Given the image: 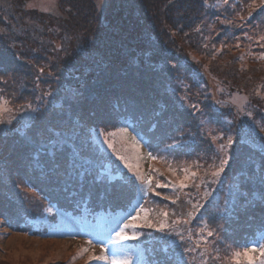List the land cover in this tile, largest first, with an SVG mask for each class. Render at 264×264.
I'll return each mask as SVG.
<instances>
[{"label":"trees","instance_id":"16d2710c","mask_svg":"<svg viewBox=\"0 0 264 264\" xmlns=\"http://www.w3.org/2000/svg\"><path fill=\"white\" fill-rule=\"evenodd\" d=\"M28 1L0 0V239L73 237L142 264H234L264 242V3ZM121 129L146 154L143 195L105 151ZM142 209L157 227L167 212L165 230L118 241Z\"/></svg>","mask_w":264,"mask_h":264},{"label":"rangeland","instance_id":"374dc122","mask_svg":"<svg viewBox=\"0 0 264 264\" xmlns=\"http://www.w3.org/2000/svg\"><path fill=\"white\" fill-rule=\"evenodd\" d=\"M101 3L107 4L109 0H100ZM58 0H29L27 2L28 9H37L42 12H52L56 9ZM216 92L213 94L214 100L219 101L215 96ZM230 104L243 112V107L247 102L245 96H233L229 100ZM55 102H59L56 99ZM235 107V108H236ZM205 130L211 135V131L214 129L207 121H205ZM127 132V131H126ZM133 137L127 132L125 135L120 132L113 137L104 139L103 145L105 151L114 154L119 159L124 156L125 159L121 160L123 167L130 172V174L135 178L136 184L140 186L139 194L143 195L148 187V184L137 178L135 170H129L126 167V163H131L134 166L139 165V172L145 176L147 175L146 168V154L141 149L140 145L132 141ZM233 141V139H232ZM258 152H264V143L261 144V149H256ZM110 174V173H109ZM119 176H114L110 174L109 181ZM104 179H102L103 181ZM104 214H99L98 217L102 220L107 218H112V213L103 209ZM91 246V247H90ZM89 242L70 238H41L28 236L27 234H14L10 239H0V264H90L93 255V249ZM88 249L87 252L83 251ZM90 252V256H84ZM73 253H78L76 256H71ZM121 256L118 254L116 257L118 259H129L130 264H142L144 262L145 256H135V254H130L126 252V255ZM110 259L112 256H108ZM178 257V256H177ZM102 261V260H97ZM104 264H108L107 261H103ZM257 264L260 261L257 260Z\"/></svg>","mask_w":264,"mask_h":264},{"label":"snow or ice","instance_id":"6c2138e0","mask_svg":"<svg viewBox=\"0 0 264 264\" xmlns=\"http://www.w3.org/2000/svg\"><path fill=\"white\" fill-rule=\"evenodd\" d=\"M261 3H264V0H261ZM7 111V109H5ZM3 121H0L2 123ZM121 132H123L125 135H127V132L125 129H121ZM111 135H115V133H112ZM134 139V138H133ZM231 137H229V143H231ZM151 159H154V157H150ZM121 160H124L125 157L121 156ZM227 161L222 160L221 161V166H223ZM126 167L129 168V170H135V173L137 175V178L140 179L141 181L147 183L149 186L152 184V178L150 176H145L142 173L139 172V165H133L131 163H126ZM223 171V167L218 169L216 172L213 173V175H219V173ZM185 172H187V169H185ZM196 173L193 172L191 173V176H195ZM189 179V177L186 175L184 177V180ZM184 180L179 181V187L184 188L187 187L185 184ZM169 185L162 184L160 182H157L156 187H167ZM157 195H160L159 193H156ZM144 212V215L141 216L140 212H137L135 216H132L130 221L128 223H125L122 228L118 232H116V238L118 241H126V240H132V239H137V235L135 233L129 234L127 229H134L137 227H147V228H153L156 227L158 231H164L165 228L167 227V222L166 218L168 216L167 212L162 213L161 215L165 217L164 220H161L159 222V225H157L149 219L147 211L146 210H141ZM140 221H143V223H139ZM212 233L210 232L209 235ZM83 251L87 252L88 249H84ZM258 253V256L256 255ZM91 260H102V261H107L108 264H130L129 259H118L115 255L113 254L112 258L110 259L107 255H100V256H95L93 255L90 257ZM232 260L234 264H242V261L244 264H257V260L260 261V264H264V242H260L259 246H253L251 248L245 247L243 251H235L232 256Z\"/></svg>","mask_w":264,"mask_h":264}]
</instances>
